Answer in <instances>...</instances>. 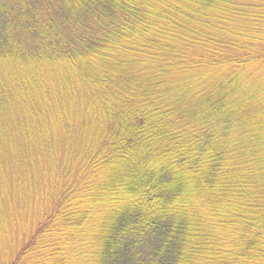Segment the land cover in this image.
I'll return each mask as SVG.
<instances>
[{"label": "trees", "instance_id": "trees-1", "mask_svg": "<svg viewBox=\"0 0 264 264\" xmlns=\"http://www.w3.org/2000/svg\"><path fill=\"white\" fill-rule=\"evenodd\" d=\"M0 264H264V0H0Z\"/></svg>", "mask_w": 264, "mask_h": 264}]
</instances>
